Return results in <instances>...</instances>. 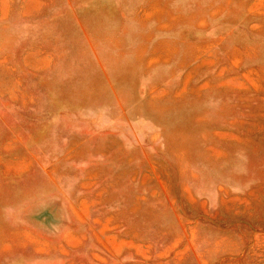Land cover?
<instances>
[{"label":"rangeland","instance_id":"374dc122","mask_svg":"<svg viewBox=\"0 0 264 264\" xmlns=\"http://www.w3.org/2000/svg\"><path fill=\"white\" fill-rule=\"evenodd\" d=\"M0 264H264V0H0Z\"/></svg>","mask_w":264,"mask_h":264}]
</instances>
